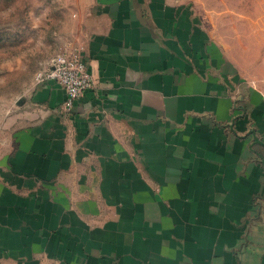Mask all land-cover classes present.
<instances>
[{"label": "crops", "instance_id": "0c3cea01", "mask_svg": "<svg viewBox=\"0 0 264 264\" xmlns=\"http://www.w3.org/2000/svg\"><path fill=\"white\" fill-rule=\"evenodd\" d=\"M90 1L94 87L0 142V264H264V97L185 0Z\"/></svg>", "mask_w": 264, "mask_h": 264}, {"label": "rangeland", "instance_id": "374dc122", "mask_svg": "<svg viewBox=\"0 0 264 264\" xmlns=\"http://www.w3.org/2000/svg\"><path fill=\"white\" fill-rule=\"evenodd\" d=\"M184 2L245 86L263 97L264 0ZM91 8L90 0H0V142L10 134L17 100L37 85L40 68L65 49L83 48Z\"/></svg>", "mask_w": 264, "mask_h": 264}, {"label": "built area", "instance_id": "2783aa9c", "mask_svg": "<svg viewBox=\"0 0 264 264\" xmlns=\"http://www.w3.org/2000/svg\"><path fill=\"white\" fill-rule=\"evenodd\" d=\"M83 50L84 48H68L61 51L36 74L37 85L56 81L65 90L64 108L67 112H71L75 102L95 85L92 75L88 72Z\"/></svg>", "mask_w": 264, "mask_h": 264}, {"label": "water", "instance_id": "95a60500", "mask_svg": "<svg viewBox=\"0 0 264 264\" xmlns=\"http://www.w3.org/2000/svg\"><path fill=\"white\" fill-rule=\"evenodd\" d=\"M261 143V142H260Z\"/></svg>", "mask_w": 264, "mask_h": 264}]
</instances>
